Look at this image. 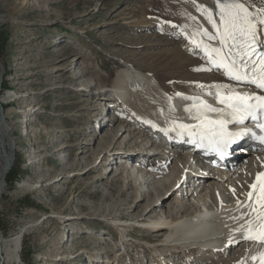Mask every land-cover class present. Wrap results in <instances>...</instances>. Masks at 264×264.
Listing matches in <instances>:
<instances>
[{"label":"rangeland","instance_id":"374dc122","mask_svg":"<svg viewBox=\"0 0 264 264\" xmlns=\"http://www.w3.org/2000/svg\"><path fill=\"white\" fill-rule=\"evenodd\" d=\"M143 3V0H0V64L4 69L0 100L8 91L22 97L3 106L12 112L9 123L17 151L1 183L4 193L0 197V231L8 237L25 227L20 264H158L156 256L164 254L159 247L163 236L136 226L137 221L148 216L147 207L142 211L140 207L132 209L146 189V184H140L141 170L126 163L125 158L119 160L116 154L121 148L136 151L140 143L146 145L144 137L138 138L143 131L138 128L135 131L138 136L127 132L109 135L123 125L127 109L114 97L109 102L108 94L107 101L97 97L95 86L110 90L119 69L126 64L124 61L145 74H156V67H164L161 60H165V55L162 52L155 55L164 48L161 43L164 36L145 27ZM155 34L157 41L152 37ZM166 64V70L158 69L165 77L181 73L178 67H203L200 59L192 55L184 63L171 58ZM162 85L175 94L169 85ZM86 86L93 93L86 92ZM113 114H119V120L98 130V117L106 124V118L111 119ZM103 134L107 136L102 139ZM128 140L131 143H125ZM83 143L84 152L78 154ZM62 146L63 152L56 153ZM108 146L112 157L105 156L98 165ZM0 152L2 164L5 155L2 149ZM81 155L84 158L80 159ZM38 159L39 164L29 165V160ZM173 159L162 172L164 177ZM92 166L97 169L87 171ZM123 169L127 172H122ZM146 170L143 168L140 174L147 180L154 178ZM13 172L18 175L9 182ZM126 173L129 181L123 180ZM22 182H28L29 189L22 188ZM131 182L136 184L135 190L130 189ZM151 183L148 181L149 187L154 186ZM174 196L165 200L160 213L171 207L177 213L193 208L184 195L179 196L182 205L178 206ZM152 201L153 197L148 195L139 204L145 206ZM68 219L72 223L62 226ZM119 219L134 225L126 228L124 245L112 225ZM73 235L80 236L77 244ZM234 251L235 248L218 258H228ZM191 253L183 254L179 248L167 251L163 257L165 264H190L191 260L198 261L197 251ZM76 254L81 257L74 262L68 260ZM213 261L209 259L208 263Z\"/></svg>","mask_w":264,"mask_h":264},{"label":"bare ground","instance_id":"6f19581e","mask_svg":"<svg viewBox=\"0 0 264 264\" xmlns=\"http://www.w3.org/2000/svg\"><path fill=\"white\" fill-rule=\"evenodd\" d=\"M143 1L144 6L142 12L145 27H151L160 36H164L161 39L164 48L160 52L155 53L156 56H160L161 52L165 55V60H161V63L164 61V67H156L154 71L156 74L154 72V74H145L141 69L133 67V65L124 61L126 64L119 69L116 80L110 90L106 89V87L104 89L102 86L95 85L97 87V97L105 98L107 101L105 96L108 94L111 97L108 98L109 102L114 97L117 103L125 106L123 109H127V115L124 116L123 125L120 124L109 135L127 132V134L138 136L139 133L136 134L135 131L139 128L143 133L138 138L144 137L143 141H146V145L144 144L143 146L140 143L136 151H131L132 148H121L116 153L119 160L125 158L126 163L129 162L131 165H136L139 171L147 168L146 172L149 173L151 171L152 174H150L154 177L147 180L145 176L140 174L141 171L140 173L138 172L140 184L142 186L146 184V189L142 190V196L137 201L144 200L148 195L153 197V201L152 203L145 204V206H141L139 202L134 203L132 209L140 207L142 211L146 207L148 208L146 213L148 216L137 221L136 226L149 231L151 234L156 232L162 235L163 240L159 247H162L164 254L167 251H175L179 248L183 254H189V256L192 254L191 252L197 251L198 261L193 260V263L191 260L190 264H207L209 259L214 260L211 264H261V257L264 256V242L254 239L246 240L244 238L243 233L247 227L246 220L249 217L246 215L244 219H240L242 213H247V209L238 207L237 205L238 201L245 202L248 200L247 193L252 191L250 185L257 182V174H264V151L261 146L253 144L249 137H240L238 138V145L241 146V149L232 155L233 159L229 161L226 168L222 171L217 169L215 172L210 171L207 174H203L206 172L202 164H199L197 167V160L194 159L198 144H194L186 132L181 135L178 134L179 130H172L168 131V134L165 135L164 131L171 129L173 122L184 124L196 123V121L189 117V113L185 111L186 107L192 106L193 100L191 98L198 97L213 107H223L212 96L205 94L209 91L214 92L215 88L209 89L205 87L202 89L200 85L235 84L234 81L229 80L223 75L222 71H217L214 67L210 71L201 72L196 71L197 68L194 66L178 67L181 73H177L178 76L176 77L175 75L177 74L175 73V75L170 73L169 77H165L166 74H162L163 72L161 74L159 73L160 71L158 69L166 70L165 65H167L166 62L169 59H180L184 63L190 55L200 59L203 64L201 68L210 67L204 56V52L190 43L189 40L185 39V36L191 35L200 25L212 31L211 25L201 16L191 0H164V2L162 0ZM258 2L259 0H257ZM196 3L211 8L213 0H196ZM191 17H195V20L191 19ZM152 37L154 41H157L156 34ZM195 39L199 40L200 38L197 36ZM205 43L209 42L205 41ZM2 72H4V69L3 65L0 64V80L2 78ZM162 83L169 85L171 89L173 88L175 94L167 91ZM85 91L93 93L91 92L90 86H86ZM222 91L227 92L229 89H223ZM235 91H249L255 92L258 95H264L261 90L247 85L237 86ZM9 92L3 95V100H0V110L5 103L11 102L13 95ZM177 93H180L181 96H177ZM182 97H188L189 99H183ZM19 98L21 99L22 97L16 95L13 101ZM11 116L12 112L10 108L0 112V149L3 150L5 155L4 162L0 164L1 198L4 193V186L2 187L1 185V182L3 183L4 173L12 165V155L17 151L15 138L12 133L11 124L9 123ZM119 118V114H113L111 119L106 118L107 122L105 124L98 117V130L108 127L107 125L112 121L117 122ZM228 127L229 131L237 130V132H243L255 127V123L247 120L243 125L230 124ZM105 136L107 135L103 134L101 138L103 139ZM127 137L128 139L134 138L133 136ZM139 140L136 139V142ZM129 142L130 140L125 143ZM158 142L160 144H157ZM131 145L134 146L133 144ZM152 145H155L152 147L154 149L151 148ZM63 149L65 148L62 146L55 152L62 153ZM84 149L85 143L81 146L78 154H83ZM108 150L109 146L98 165L105 160V156L112 157L108 153L111 150ZM6 151L8 152L7 155ZM243 151L246 153L243 154ZM248 152L250 155H248ZM241 156L244 157L239 162L238 159ZM82 158L84 157L81 155L80 159ZM172 158H174L172 166L169 168L167 176L165 175L164 177L162 172L166 169L168 161H172ZM29 161V165H34L39 164L40 160ZM89 168L87 171H91L93 168L97 169L94 166L91 169ZM122 172H127V170L125 171L123 169ZM124 177L123 180L128 178L129 181L127 173ZM102 178H105V176H102ZM56 181H53L51 185ZM148 181H152L154 186L149 187L147 184ZM22 183L24 184L22 188L29 189L28 182ZM130 184L128 183L131 186L130 189L135 190L137 188L136 184L133 185L132 182ZM46 186L44 185V187ZM183 186L185 190L182 189ZM233 189L235 193H233ZM31 190L35 191V188ZM258 191L259 186L257 187ZM172 194H175L174 200L178 206L182 205L178 200L179 196L184 195L183 197L190 201L192 206L194 205L193 208H189V210L185 208L183 212L177 213L171 207L169 211L171 210L173 214L169 211H162L160 213L165 200ZM69 220L68 222L64 221L62 226H69L72 223ZM112 225L119 231L120 242L124 245V238L127 236L126 228H133L134 225L128 224L127 222H120V219L119 221L114 220ZM24 228L12 233L8 237L3 236L0 231V264H20V247ZM75 235H73L72 240L77 244L80 236ZM72 240L70 241L72 242ZM213 245L219 247L218 251L214 253L210 251ZM233 248H235V251L230 257L224 259L218 258L223 255L225 256ZM206 254L211 258L207 257ZM79 255L76 254L68 260L74 262L81 257ZM163 255H160L162 256L161 258L156 256L155 259L158 264H165L166 259ZM253 257H257V259L253 260ZM90 258L92 257L90 256ZM61 259L63 257L59 260L61 261ZM106 261L108 260L105 259Z\"/></svg>","mask_w":264,"mask_h":264},{"label":"snow or ice","instance_id":"6c2138e0","mask_svg":"<svg viewBox=\"0 0 264 264\" xmlns=\"http://www.w3.org/2000/svg\"><path fill=\"white\" fill-rule=\"evenodd\" d=\"M191 2L212 29L209 31L200 25L191 35L185 36L204 52L210 65L196 71H210L214 67L235 84L200 85L202 89L215 88L214 92L205 94L212 96L223 107H213L198 97L191 98L192 106L186 107L185 111L196 123L173 122L171 129L164 130L165 135L172 130H179L181 135L186 132L194 144L214 148L221 156L243 136L254 137L264 143V135L257 136L253 131L232 132L228 127L230 124L243 125L251 120L264 133V121L261 120L264 116V95L235 91L237 86L247 85L264 92V0L258 3L257 0H213L211 8L197 4L196 0ZM191 19L195 20V17ZM197 36L199 40L195 39ZM223 89L229 91L224 92ZM176 95L181 96L180 93ZM250 188L252 191L247 193L248 200L237 202L238 207L247 209L240 219L246 215L249 217L243 235L246 240L264 242V174H257V182ZM256 259L253 257V260ZM261 264H264V256L261 257Z\"/></svg>","mask_w":264,"mask_h":264},{"label":"trees","instance_id":"16d2710c","mask_svg":"<svg viewBox=\"0 0 264 264\" xmlns=\"http://www.w3.org/2000/svg\"><path fill=\"white\" fill-rule=\"evenodd\" d=\"M16 175H18V173L17 172H13L11 174V178L9 179V182H13L14 181V178L16 177Z\"/></svg>","mask_w":264,"mask_h":264},{"label":"water","instance_id":"95a60500","mask_svg":"<svg viewBox=\"0 0 264 264\" xmlns=\"http://www.w3.org/2000/svg\"><path fill=\"white\" fill-rule=\"evenodd\" d=\"M2 183V182H1Z\"/></svg>","mask_w":264,"mask_h":264}]
</instances>
